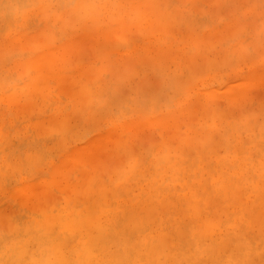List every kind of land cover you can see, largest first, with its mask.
Returning <instances> with one entry per match:
<instances>
[{
	"label": "rangeland",
	"instance_id": "1",
	"mask_svg": "<svg viewBox=\"0 0 264 264\" xmlns=\"http://www.w3.org/2000/svg\"><path fill=\"white\" fill-rule=\"evenodd\" d=\"M234 94L237 97L235 99ZM219 113L222 114L220 117L222 120L217 119ZM263 116L264 0H0V231L3 232L1 234L11 233L10 227L13 228L12 224L16 226L19 219L25 223L33 220L32 218L35 220L43 216L52 220L58 216L68 220L75 211L73 220H77L78 217L82 220L86 218L89 209L93 218L104 210L106 217L103 219L104 225L107 223L106 226H112L114 229L117 227L115 230L120 232L121 227L123 230L129 224V220L125 219L127 213L133 209L130 215L134 216L133 214L138 211L135 212V205L139 204V211L145 208L141 207L143 204L146 205V209L150 205H153V208L159 205L157 210L159 213L162 211L163 217L157 222L151 221V224L148 220L149 226L142 223L143 233L141 231L139 234L135 233L131 238L120 236L121 239L124 237L123 240H127L124 242L117 237L121 242L111 243L115 250L127 248V254L122 256L117 254L118 261L123 260L122 264H140L144 258L142 259V256L135 258L132 255L141 249L146 251L145 248H148L151 241L156 240L155 231L158 230L159 232L164 230L162 232L169 235L173 232L175 236L181 234L178 237L179 241L176 242L175 236L173 239L171 235H167L173 243L171 241L168 242L171 244L166 243L175 249L167 247L168 250H172L171 253L166 251L170 255L169 259L165 260L167 264L172 263L171 259H174L173 262L176 264H197L202 257L199 264L204 261V264H220L218 259L221 255L220 250L214 249L220 244V240L215 238L210 240L213 234L211 223L217 227L219 221L223 230L226 228L227 232L232 230L231 233L228 232L229 234L225 230L224 234V242L227 239L229 250H232L233 246L239 253H243L240 250V242L244 241V236L252 235L250 237L254 238L251 239L254 248L260 243L257 257L263 258L264 251L260 240L263 237L260 233L264 224H261L264 214L254 215L259 209L258 206L261 209L260 204L264 202ZM252 124L253 127L250 128ZM243 125L245 127L249 125L247 127L252 131L249 128L246 131ZM229 126L234 131L231 128L232 131L229 130ZM239 129L244 130L243 134ZM209 132L212 137L214 135L219 137H213L215 140L212 142ZM232 136L233 143L232 138L229 139ZM220 138L222 143H225L223 146L218 145L220 144L218 142H221ZM214 141L218 147L220 146L219 152L218 147L215 148V144H212ZM258 142L261 145H258ZM208 146L215 149L211 151ZM148 147L151 149L147 154ZM239 147L245 149L244 152L242 149L238 151ZM179 150L185 151L186 154L192 153L195 157L189 155V159L188 154L183 155L185 152L182 154ZM209 150L212 153H209ZM256 151L259 154L258 158L254 155ZM214 152L220 155L213 154ZM238 152L242 153L237 154ZM202 154L209 157L205 158ZM201 159L205 161L202 162ZM193 160L197 162H194L195 166ZM141 162L145 165L143 166ZM208 163L211 174L208 173ZM237 166L240 167L239 170L235 169ZM145 169L148 172H145ZM235 170L236 172L238 170L237 174L233 172ZM250 170L251 174L248 177ZM207 173L212 179L206 178L210 180L207 181L209 184L205 181ZM223 179H226L227 183L223 182ZM240 179L242 182L239 181L237 188L241 185L245 191L242 188V192L235 189L239 191L237 195H241L246 206L250 205L247 207L251 210L250 215L245 213L249 219L242 210L245 204L239 201L240 198H236V190L235 197L231 195L236 186L234 180ZM216 181H219L222 188L227 186L229 189L227 194L240 202L235 204L238 205L234 207L235 209H232V201L235 202V199L231 201L227 196L225 203L221 201L224 193L220 196L219 184L217 183L216 187L213 183ZM186 182L189 183L188 187ZM126 185L130 188L128 194L126 187H123ZM108 186L112 189L111 193H106ZM182 187L186 188L182 190ZM123 189L125 190L121 191ZM215 189L219 192L217 193ZM111 194L115 196L110 197ZM217 194L220 198L216 196ZM187 195L192 196L190 200L193 204L185 199ZM72 197L79 203L71 199ZM109 197L111 199L108 203H112V206L109 204L110 207H106L108 206L106 200H109ZM167 197L174 199L172 201L185 199L189 206L197 210L198 207L195 206L199 205L201 210V212L198 210L199 216L204 217L206 213L205 217L208 219L214 213L213 215L222 220L211 215V222L206 218L199 222V218H187L185 213L179 216L183 211L179 208L178 213V207L175 208L176 216L174 213L165 216L167 210L160 207H163L161 204H165L164 201L169 203ZM210 199L213 202L209 204ZM75 204H78L77 207H74ZM229 205L231 207L228 209ZM208 208H211V212ZM56 209L58 215L54 214L57 213ZM172 211L174 212V208ZM143 213L140 224L144 222ZM110 215L111 217L115 215L117 221L112 222ZM182 218L198 220L190 223ZM252 218L255 219L254 227L251 223ZM156 219L154 217L152 220ZM233 219L238 223L233 222ZM121 221L124 222L121 224ZM182 222L190 224L185 225ZM40 223L36 221L35 230ZM84 223L85 226L88 225L87 221L82 224ZM116 223L118 226L115 227ZM178 227H181L182 231ZM219 227L220 225L215 229L217 232L220 231ZM184 231L188 232V235ZM181 232L185 234L184 240L182 239L184 234ZM32 235L33 233L25 236L23 234L21 235L23 239L21 236H18L21 237L19 239H16L17 236L9 239L8 243L6 242L7 247L1 249L0 253L5 254L3 253V256L0 254V264H7L15 249L14 254L19 253L17 256L25 255L22 256L24 259L21 257L24 264L52 263L53 248L51 250L49 247L48 250V246L40 247L36 239L32 240ZM64 235L68 234H63V241L66 240ZM73 235L70 234L72 237ZM83 235L84 233L81 236ZM192 235H196L197 238L193 243L186 238ZM198 235H201L203 240H199ZM230 235L232 236L229 237ZM72 237L73 244L69 237L68 243L67 240L64 241L67 243L65 250L68 248V253L64 254L66 258L71 256L79 258L80 253L73 252V247L84 246L85 237L80 239L79 234L76 239ZM230 239L234 240L231 242ZM204 240V244L206 245L207 241L208 244L206 247L204 245V250H200L198 242ZM162 243H165V240ZM180 245L184 250L180 251ZM176 246H179L178 250ZM23 247L27 250L31 248L29 250L31 253H26L29 254L28 258L26 254H22L26 249L17 253ZM134 247H138L139 250H130ZM212 248L214 254L218 253V256L217 259L213 256V262L211 260L208 262L209 258L211 259L209 250ZM128 253L132 254L131 257ZM155 253L154 261L157 258ZM6 255L9 256L8 259L5 258ZM261 262L264 264V258Z\"/></svg>",
	"mask_w": 264,
	"mask_h": 264
},
{
	"label": "bare ground",
	"instance_id": "2",
	"mask_svg": "<svg viewBox=\"0 0 264 264\" xmlns=\"http://www.w3.org/2000/svg\"><path fill=\"white\" fill-rule=\"evenodd\" d=\"M88 2V1H87ZM86 2V3H87ZM89 5V4H88ZM26 7V6H25ZM88 9H89V7H88ZM80 10V9H79ZM86 10V9H85ZM90 10V9H89ZM80 12V11H79ZM82 14V13H81ZM233 89H235V88H233ZM233 89H231V90H233ZM231 90L229 91V92H231ZM234 91V90H233ZM230 96H232V95H230ZM162 97V96H161ZM234 99L235 98H237L236 97V94H234ZM232 97V98H233ZM222 98V97H221ZM228 98H230V97H228ZM163 99V98H162ZM216 99V98H215ZM217 100V99H216ZM216 102H218V101H216ZM215 102V103H216ZM219 102H220V100H219ZM231 102V101H230ZM237 106H239V105H237ZM215 114H217V113H215ZM220 114V113H219ZM219 114H218V116H217V119L219 120V118L221 117V115L222 114H220V116H219ZM216 116V115H215ZM264 117V116H263ZM243 118V117H242ZM221 119V118H220ZM222 120V119H221ZM216 121V120H215ZM251 121V120H250ZM223 122V121H222ZM237 122H238V120H237ZM236 122V124H238V126L240 125L239 123H237ZM251 123H252V121H251ZM223 124H225V122L224 123H222V125ZM235 124V123H234ZM233 124V125H234ZM248 124H250V122H248ZM221 125V126H222ZM217 126H220V125H218L217 124ZM237 126V127H238ZM244 127H243V129L244 128H246V131H247V129L250 127V128H252L253 127V124H252V126L250 125H247V126H249V127H245V125H243ZM226 127V126H225ZM234 127V126H233ZM239 127H241V126H239ZM238 127V128H239ZM262 127L264 128V124L262 125ZM261 127V128H262ZM219 128V127H218ZM232 129V127H230L229 126V130H231ZM242 128V127H241ZM240 128V129H241ZM249 128V130H251ZM255 128V127H254ZM151 129V128H150ZM227 129V128H226ZM239 129V130H240ZM242 129V131L244 132V130ZM228 130V131H229ZM233 130V129H232ZM231 130V131H232ZM238 130V131H239ZM254 130V129H253ZM263 130V129H262ZM234 131V130H233ZM237 131V130H236ZM235 131V132H236ZM241 131V130H240ZM241 131V132H242ZM245 131V132H246ZM252 131V130H251ZM213 132V131H212ZM240 132V133H241ZM243 132L241 133V134H243ZM213 133H215V131L213 132ZM206 134H208V131H207V133ZM225 134H226V131H225ZM234 134V133H233ZM264 134V133H263ZM214 135V134H213ZM217 135V134H216ZM221 135V134H220ZM228 135H230V134H228ZM209 136H210V140H212V142H213V140H215L214 138H218L217 136L216 137H212V135L210 134V132H209ZM234 136V135H233ZM233 136L232 137H229V139H231L232 138V143H233ZM256 137H257V134L255 135ZM261 136H262V133H261ZM246 137L248 138V136L246 135ZM197 138V137H196ZM203 138H204V136H203ZM226 138V137H225ZM237 138V137H236ZM246 138V139H247ZM183 139V138H182ZM245 139V138H244ZM205 140V139H204ZM220 140H221V138H220ZM253 140V142H254V138L252 139ZM197 141V140H196ZM195 141V142H196ZM224 141V140H223ZM235 141V140H234ZM249 141V140H248ZM247 141V144H249V142ZM198 142V141H197ZM201 142V141H200ZM231 142H230V144H231ZM245 142V141H244ZM205 143V142H204ZM204 143H202L203 145H204ZM208 143V142H207ZM218 143H220V144H218V145H220L221 146V144H222V146H223V144H225V143H222V140H221V142L219 141ZM228 143V142H227ZM246 143V142H245ZM250 143H251V141H250ZM153 144V143H152ZM157 144V143H156ZM196 144V143H195ZM213 145H214V147L216 148V147H218V145H217V143H216V141H214V143H212ZM211 144V145H212ZM229 144V143H228ZM258 145L260 144L261 145V143L260 142H258L257 143ZM208 145V144H207ZM217 145V146H216ZM235 145V144H234ZM244 144H242V146H243ZM257 145V146H258ZM202 146V145H201ZM220 146L218 147V152L220 151ZM228 146H230V145H228ZM235 146H237V145H235ZM262 146H264L263 144H262ZM151 147H152V145H151ZM209 147V146H208ZM212 147V146H211ZM211 147H209L210 149H211V151L212 150H214L215 148H211ZM198 148V147H197ZM225 148H226V146H225ZM231 148V147H230ZM149 149H151V148H149L148 147V151H147V154L149 153ZM158 149V148H157ZM187 149V148H186ZM242 149V148H241ZM240 149V147H239V149H238V151H240L241 150ZM250 149H252V148H250ZM146 150V149H145ZM144 150V151H145ZM160 150H161V148H160ZM159 150V151H160ZM173 150V149H172ZM172 150H170V151H172ZM208 150V149H207ZM244 150L245 149H242V152H244ZM247 150V149H246ZM253 150V149H252ZM180 151V150H179ZM217 150H215V152H216ZM251 151V150H250ZM146 152V151H145ZM161 153H162V151H160ZM183 152V151H182ZM181 151H180V153H182ZM185 152V151H184ZM183 152V153H184ZM188 152V151H187ZM193 152V151H192ZM213 153V154H218V153ZM241 152V153H242ZM152 153V152H151ZM182 153V154H183ZM206 153V152H205ZM209 153H212V152H210V150H209ZM241 153H237V154H241ZM147 154H146V156H147ZM188 154V153H187ZM186 154V152H185V154H183V155H187ZM254 153H252V155H253ZM258 154V151H256L255 152V156L257 157V156H259V154ZM135 155V154H134ZM156 155H157V153H156ZM192 155L193 156V154L191 153V154H188L187 156H188V158L190 159V156ZM205 154H202V156H204ZM208 155V154H207ZM210 155V154H209ZM218 155H220V154H218ZM253 155V157H255ZM146 156H144V157H146ZM193 157H195V156H193ZM205 158L207 157V156H204ZM209 157V156H208ZM207 157V158H208ZM214 157V156H213ZM212 157V158H213ZM255 157V158H256ZM261 157V156H260ZM244 158V157H243ZM249 158V157H248ZM255 158H252V159H255ZM258 158V157H257ZM141 159V158H140ZM144 159V158H143ZM221 159V158H220ZM240 160H241V158H239ZM146 160V159H145ZM202 160V162H203V160L205 161V159H201ZM210 160H212V159H210ZM222 160V159H221ZM221 160H220V162H221ZM239 160V161H240ZM248 160V159H247ZM142 162H143V160H141ZM146 161H148V160H146ZM150 161V160H149ZM188 161V160H187ZM186 161V162H187ZM190 161V160H189ZM226 161V160H225ZM255 161V160H254ZM260 161H262V159L260 160ZM141 162V164L143 165L144 163H142ZM185 162V161H184ZM183 162V163H184ZM194 162L195 163H197L196 162V160L194 161L193 160V165L195 166V164H194ZM214 162V161H213ZM219 162V164L221 165V163ZM237 162V161H236ZM252 162V161H251ZM148 163V162H147ZM188 163H190V162H188ZM240 164L242 163V162H239ZM255 163H256V161H255ZM254 163V164H255ZM138 165H140L139 163H137ZM150 165H151V161H150V163H149ZM200 164H201V162H200ZM205 164H206V162H205ZM214 164H215V162H214ZM225 164V163H224ZM227 164V163H226ZM240 164H239V166H240ZM145 165V164H144ZM143 165V166H144ZM208 165H209V163H208ZM228 166H230L229 164H227ZM242 165H243V163H242ZM256 165V164H255ZM255 165H253V166H255ZM142 166V167H143ZM188 166V165H187ZM213 166V165H212ZM215 166H217V164L215 165ZM214 166V167H215ZM222 166V165H221ZM234 166H236V165H234ZM234 166H232V167H234ZM138 167H140V166H138ZM189 167V166H188ZM193 167V166H192ZM214 167H213V169H214ZM222 167H225V166H222ZM232 167H231V169H232ZM243 167V166H242ZM241 167V168H242ZM191 168V167H190ZM209 168L211 169V167H210V165L208 166V173H210L211 174V171L209 170ZM217 168V167H216ZM240 168V167H239ZM239 168H238V166H237V168H235V169H238L239 170ZM252 168V167H251ZM257 168H258V166H257ZM256 168V169H257ZM142 168H140V170H141ZM170 169V168H169ZM205 169V166H204V168H203V170ZM229 169H230V167H229ZM249 169V168H248ZM139 170V171H140ZM148 170H150V167H149V169ZM152 170V169H151ZM238 170H237V172H238ZM67 171H69V170H67ZM66 171V172H67ZM153 171V170H152ZM151 171V172H152ZM168 171V170H167ZM187 171V170H186ZM210 171V172H209ZM213 171V170H212ZM218 171H220L219 169H218ZM228 171V170H227ZM227 171L225 172L226 174H227ZM61 172L62 171H60V173L59 174H61ZM137 172V171H136ZM145 172H148L146 169H145ZM170 172V171H169ZM232 172V171H231ZM233 172H236V170L235 171H233ZM237 172H236V174H237ZM247 172H248V170L246 171V174H247ZM250 173H248V177H249V174H251V170L249 171ZM140 173V172H139ZM153 173V172H152ZM207 173V177H205V179L206 178H208L209 177V179L210 180H212L211 179V177L210 176H208L209 174ZM213 173H215V172H213ZM258 173H259V171H258ZM66 174V173H65ZM70 174V173H69ZM73 174V173H72ZM136 174V173H135ZM147 174V173H146ZM145 174V175H146ZM62 175H64V173L62 174ZM61 175V176H62ZM185 175V174H184ZM225 175V174H224ZM229 175V174H228ZM58 176H60V175H58ZM136 175H134V177H135ZM190 176V175H189ZM214 176H215V174H214ZM227 176V175H226ZM225 176V177H226ZM254 176V175H253ZM263 176V175H262ZM67 177H69L68 175H67ZM66 176H65V178H67ZM145 177V176H144ZM191 177V176H190ZM203 177H204V175H203ZM223 177V175L221 176V178ZM234 177H235V175H234ZM60 178V177H59ZM130 178H132V176L130 177ZM129 178V179H130ZM229 178H230V176H229ZM229 178L227 179V180H229ZM255 179H256V177H254ZM63 179V178H62ZM72 179V178H71ZM128 179V180H129ZM135 178H133V180H134ZM188 179H189V177H188ZM216 179V178H215ZM219 179V178H218ZM218 179H216V180H218ZM231 179V178H230ZM232 179H234V178H232ZM242 179V178H241ZM241 179L240 180H234V181H236L235 182V185L236 186H234V190H233V193L231 194L232 195V197H235V194L237 195L238 194V192H237V190L236 189H238V190H240L241 191V188H242V186L241 185H238V188H237V184L239 183V181L240 182H242L241 181ZM251 179V178H250ZM90 180V179H89ZM159 180V179H158ZM166 180V179H165ZM210 180H205L206 182L207 181H210ZM224 180V179H223ZM222 180V181H223ZM151 181V180H150ZM149 181V182H150ZM226 181V179L223 181V182H225ZM233 181V180H232ZM238 181V182H237ZM262 181V180H261ZM139 182V181H138ZM174 182V181H173ZM188 182H189V180H188ZM229 182H230V180H229ZM263 182V181H262ZM208 183V182H207ZM213 183H215V186H216V184L218 183L219 184V181H216V182H213ZM226 183H227V181H226ZM264 183V182H263ZM262 183V184H263ZM155 184V183H154ZM153 184V185H154ZM186 184H187V182H186ZM189 184V183H188ZM188 184L186 185L187 187H188ZM204 184V183H203ZM209 184V183H208ZM207 184V185H208ZM217 184V185H218ZM224 184V183H223ZM240 184V183H239ZM259 184V183H258ZM110 185V184H109ZM112 185V184H111ZM135 184H133V186H134ZM194 185H195V183H194ZM211 185H212V183H211ZM221 184H219L218 186H216V187H218V188H220V196H222L223 194H221V193H224V195H223V197H221V201L222 202H224V201H227L226 199V197L227 196H229L228 194H227V191L229 190V189H227V186H226V188H222L221 186H220ZM232 185V184H231ZM243 185V184H242ZM246 185V184H245ZM260 185V184H259ZM258 185V187H260ZM132 186V187H133ZM138 186V185H137ZM136 186V187H137ZM190 186H192V185H190ZM202 186V185H201ZM110 186H108V188H109ZM123 187H126L125 189H127V193L126 194H128V189H130V188H128L127 187V185L126 186H123ZM122 187V188H123ZM167 187V186H166ZM166 187H164V188H166ZM171 187V186H170ZM195 187V186H194ZM206 187V186H205ZM208 187V186H207ZM206 187V188H207ZM211 187V186H210ZM213 187V186H212ZM261 187H263V186H261ZM108 188L106 187V193H109L110 192V190L112 191V189L111 188H109V191H108ZM120 188V187H119ZM122 188H120V189H122ZM183 188V187H182ZM186 188V187H185ZM185 188H183L182 190H184ZM201 188V187H200ZM217 188V189H218ZM229 188H231V187H229ZM236 188V189H235ZM125 189H123V190H121V191H124ZM137 189H138V187H137ZM136 189V190H137ZM176 189H178V188H176ZM210 189V188H209ZM242 189H244V188H242ZM248 189V188H247ZM263 190V188H260V190ZM119 190V189H118ZM117 190V191H118ZM206 190V189H205ZM216 190V189H215ZM235 190H236V192L237 193H235L234 194V192H235ZM90 191V190H89ZM97 191H98V189H97ZM120 191V192H121ZM133 191H135L134 189H133ZM132 191V192H133ZM171 191V190H170ZM178 191H179V189H178ZM177 191V192H178ZM181 191V190H180ZM208 191V190H207ZM212 191H213V188H212ZM217 191V190H216ZM244 191H245V189H244ZM247 191H249V190H247ZM258 191H259V188H258ZM63 192V191H62ZM65 192V191H64ZM99 192V191H98ZM97 192V193H98ZM131 192V191H130ZM131 192V193H132ZM163 192V191H162ZM205 192V191H204ZM219 191H217V193H218ZM242 192V191H241ZM260 192V191H259ZM258 192V193H259ZM61 193V192H60ZM90 193H92V192H90ZM89 193V194H90ZM93 193H95L94 191H93ZM92 193V194H93ZM111 193V192H110ZM122 193V192H121ZM120 193V194H121ZM155 193V192H154ZM174 193H176V190H175V192ZM206 193V192H205ZM212 193H214V191L212 192ZM255 193V192H254ZM260 193H262V191L260 192ZM264 193V192H263ZM54 194V193H53ZM130 194V193H129ZM153 194V193H152ZM156 194V193H155ZM155 194H154V196L153 197H155ZM170 194V193H169ZM187 194V193H186ZM198 194H200V192L198 193ZM203 194V193H202ZM211 194V193H210ZM240 194V193H239ZM47 195V194H46ZM112 195V196H111ZM110 195V197H114L115 195H113V194H111ZM144 195V194H143ZM165 195V194H164ZM205 195V194H204ZM260 195V194H259ZM258 195V196H259ZM121 196V195H120ZM172 196H175V195H172ZM179 196V195H178ZM181 196V195H180ZM203 196V195H202ZM211 196H212V194H211ZM216 196H219V194H217ZM220 196H219V198H220ZM237 196H239V195H237ZM236 196V198L237 199H239L240 198V202H242V204H245L243 201V199H242V197H241V195L239 196V197H237ZM80 197V196H79ZM109 197V200H106L107 201V203H106V205H108V206H106V207H110L109 206V204L112 206V203H108L109 201H110V198ZM135 197V196H134ZM139 197V196H138ZM158 197H160V196H158ZM230 198H231V196H229ZM257 197V196H256ZM260 197V196H259ZM78 198V197H77ZM83 198V197H82ZM84 198H86V197H84ZM136 198V197H135ZM141 198V197H140ZM174 198V197H173ZM177 198V197H176ZM190 198H192V196H190V195H187L186 197H185V199L188 201V202H190L191 200H190ZM236 198H231V201L233 200V199H235V202H234V200L232 201L233 203V207H232V209L234 208V207H237L235 204H237V202L238 201H236ZM250 198H251V196H250ZM253 198V197H252ZM262 198V200H263V197H261ZM71 199H74L73 197L71 198ZM118 199H119V197H118ZM142 199V198H141ZM148 199V198H147ZM146 199V200H147ZM167 200H170L169 201V203L167 202V201H164V203L166 204V202H167V204H166V208H164V205L165 204H161V202H160V204H161V206H163V207H160L161 209H166L167 211H165V213H164V210H163V213H164V215L165 216H169V215H172L173 213L175 214V211H176V209L175 208H177L178 210H177V212L178 213H180V209L183 211V212H181L180 214H179V216L182 214V213H185V217H192V218H199V222H201V220L203 219V218H206L205 217V214L206 213H204V217H202V215L201 216H199L200 215V212H201V210L199 209L200 207H199V205L197 206H195V207H198V210L200 211H198L197 210V208H193V207H191V206H189L190 204L187 202V201H185V199H184V201L182 200V198H181V200L179 199V200H177V201H172V200H174V199H172V198H166ZM212 199V198H211ZM210 199V200H211ZM214 199V198H213ZM212 199V200H213ZM258 199H260V198H258ZM89 200V199H88ZM123 200H125V199H123ZM176 200V199H175ZM190 200V201H189ZM206 202H208L206 199H204ZM209 201V204H210V202H213V201ZM230 200V199H229ZM243 200V201H242ZM25 201L26 202H28L26 199H25ZM72 201V200H71ZM74 201H76L77 202V200H75L74 199ZM105 201V202H106ZM163 201V200H162ZM215 201H216V199H215ZM214 201V202H215ZM254 201H256L255 199H254ZM24 202V201H23ZM85 202V201H84ZM97 202V201H96ZM125 203H127L126 201H124ZM141 203L143 202L142 200L140 201ZM146 202V201H145ZM192 202V201H191ZM200 202V201H199ZM240 202H238L239 204H240ZM250 201H248V203H249ZM257 202V201H256ZM36 203V202H35ZM77 203H79V202H77ZM90 203V202H89ZM121 202H119V204H120ZM123 203V202H122ZM140 203V204H141ZM155 203V202H154ZM202 203V202H201ZM215 203H217V202H215ZM225 203V202H224ZM228 203H229V201H228ZM247 203V204H248ZM98 204V203H97ZM97 204H95V206L97 205ZM105 204V203H104ZM113 204H115L114 202H113ZM129 204V203H128ZM127 204V205H128ZM143 204V203H142ZM141 204V205H142ZM158 204V203H157ZM192 204H193V202H192ZM219 204V203H218ZM217 204V205H218ZM241 204V205H242ZM260 204V203H259ZM258 204V205H259ZM262 204H263V206H262ZM53 205V204H52ZM76 205V204H75ZM78 205V204H77ZM77 205L76 206H74V207H77ZM89 205V204H88ZM131 205V204H130ZM201 205V204H200ZM213 205V204H212ZM211 205V206H212ZM216 205V204H215ZM220 205H222V204H220ZM118 207H119V205H117ZM123 205H121V207H122ZM126 206V205H125ZM129 206V205H128ZM136 206V210H135V212L138 210L139 211V204H137V205H135ZM134 206V207H135ZM143 206H145V208L143 207ZM159 206V205H158ZM158 206H154V207H156V208H153V205L151 206H149V207H151V208H153V209H149V207H147V209H146V205H142L141 207H143L144 208V210H142L143 208H141V211H139V213H138V211L136 212V213H134L133 215L134 216H132V215H130V214H132L133 213V209H131V213L130 212H128L127 214V216H129V217H127L126 216V218L125 219H127V220H129V224H128V226L126 225L127 224V220H126V227L125 226H123V230H121L122 229V227H121V229H119L120 230V232L119 231H117V230H115L117 227L116 226H118L117 224L118 223H116V225H115V229L112 227V226H106L107 225V223L104 225V213H103V209H105V208H103L102 210L103 211H101V213L99 214V215H97L96 216V218H95V216H94V218L92 217V211H91V209H87L88 210V214H86V218H83V219H85V220H81V218H77V220H73V218L72 217H75V211H74V213H73V216H71V218H72V220H69V219H71V218H69V216H68V220H66V219H61L62 217H59L58 216V218H53V220L52 219H46V216H43L44 214H42V216L43 217H41V218H38V219H35L34 220V218H32L33 220H29V221H27V223H25V222H22V220H18L17 221V223H16V226H14V224H12L13 225V228L12 227H10V231H11V233L9 232V230L7 231V232H9V234H7V235H4V234H1V233H3V232H1L0 231V252H1V249L2 248H5V247H7V243H8V241H9V239H12V237H18V236H21V235H23L24 234V236L25 235H30V233H33V237H32V240H37V243H38V245L41 247V246H48V250H49V247H50V249L52 250V248H53V254H52V257H53V261H52V263H50V264H122L121 263V261H123V260H121L120 262L118 261V259H117V254H121V256L122 255H125V254H127V248L125 247V248H123V249H118V250H115L114 249V246L112 247V245H111V243L112 244H117V243H113V242H116V241H120V239H121V237L120 236H127V237H132V235L134 234L135 235V233H137V234H139V232L141 231L142 233H143V225L144 224H142V223H146V226L148 225L149 226V224H147L148 222L149 223H151V221H152V223H154L155 221L157 222V220H159L161 217H163V215H162V211H161V213H159V211L157 210V208H158ZM244 206V205H243ZM242 206V207H243ZM245 206H246V204H245ZM245 206L243 207V212H244V214L246 213L248 216L250 215V209L248 210V208L250 207V205H247L246 206V208H245ZM260 206H261V209H260V207L258 206V210H259V212H258V210H256L255 208H253V209H255L257 212H256V214H255V212H254V215L256 216L257 215V213H260V214H264L263 212H264V202L262 201V203L260 204ZM104 207V206H103ZM218 207H220V206H218ZM231 206L229 205V207H228V209L230 208ZM240 207V206H239ZM248 207V208H247ZM251 207H253V206H251ZM257 207V206H256ZM52 208V207H51ZM89 208H90V206H89ZM93 208V207H92ZM138 208V209H137ZM174 208V212L172 211V209ZM180 208V209H179ZM212 208H213V206H212ZM59 209V208H58ZM58 209H56V212H57V210ZM94 209V208H93ZM126 209V207L124 208V210ZM149 209V210H148ZM160 209V210H161ZM209 209V211L211 212V208H208ZM219 209V208H218ZM235 209V208H234ZM245 209V210H244ZM248 211H247V210ZM263 209V210H262ZM85 210V209H84ZM86 210V211H87ZM225 210V209H224ZM237 210V209H236ZM68 211H70V209L68 210ZM82 211V214H83V210H81ZM109 212H110V210H108ZM107 211V212H108ZM143 211L145 212V213H143ZM229 211V210H228ZM234 211V210H233ZM238 211V210H237ZM236 211V212H237ZM254 211V210H253ZM16 212V211H15ZM23 212V211H22ZM60 212H63V211H60ZM108 212V213H109ZM112 212V211H111ZM219 212H220V210H219ZM219 212H218V216H220L219 215ZM239 212V211H238ZM248 212V213H247ZM44 213V212H43ZM119 213V212H118ZM117 213V215H119ZM121 213V212H120ZM126 213V212H125ZM138 213V214H137ZM142 213H143V215L145 216V217H147V218H145L144 216L142 217V218H144V219H142V220H144V222H141V224L139 223L140 222V218H141V215H142ZM228 213H230V211L228 212ZM233 213V212H232ZM234 213H235V211H234ZM23 214V213H22ZM54 214H57L58 215V212L57 213H54ZM62 215H64L63 213H61ZM90 214H91V216H90ZM137 214V215H136ZM177 214V213H176ZM176 214H175V216H176ZM214 214V213H213ZM213 214H211L214 218H215V216H216V218H217V215H213ZM217 214V213H216ZM236 214V213H235ZM245 214V215H246ZM47 215V214H46ZM81 215V214H80ZM94 215H95V213H94ZM106 215V214H105ZM113 215V214H112ZM116 215V216H117ZM210 215V217L212 218V216ZM244 215V216H245ZM247 215H246V217H247ZM253 215V214H252ZM253 215V216H254ZM32 216V215H31ZM50 216H52V214L50 215ZM82 216V215H81ZM87 216H89V217H87ZM120 216V215H119ZM137 216V217H136ZM151 216V217H150ZM155 217V219L156 220H152L154 217ZM179 216H178V218H179ZM235 216V218L237 217L236 215H234ZM234 216H232V218H234ZM77 217V216H76ZM110 217H111V215H110ZM135 217V218H134ZM149 217L150 218H152L151 220L149 219ZM173 217V216H172ZM171 217V218H172ZM182 217V216H181ZM184 217V216H183ZM200 217H202V218H200ZM228 217V216H227ZM252 217V216H251ZM261 217H262V215H261ZM260 217V218H261ZM28 218H30V216H28ZM49 218H51V217H49ZM67 218V217H66ZM129 218V219H128ZM211 218H209L208 217V219H207V221L208 220H210V222L212 221L211 220ZM232 218L230 219V221L232 220ZM234 218V219H235ZM248 218V217H247ZM256 218V217H255ZM26 219H27V217H26ZM75 219V218H74ZM105 219H106V217H105ZM111 221L112 222H116L117 220H116V217H115V215L114 216H112L111 218ZM120 219V218H119ZM146 219V220H145ZM177 219V218H176ZM175 219V221H177ZM181 219V218H180ZM183 219V218H182ZM185 219V221L186 220H188V221H190L189 219H186V218H184ZM183 219V220H184ZM195 219H192V221L194 220L195 221ZM206 219H204L205 221H206ZM217 219H220V218H217ZM216 219V220H217ZM233 219V222L235 221ZM249 219V218H248ZM253 219L254 218H252V222L251 223H253ZM79 220H81V221H79ZM149 220V221H148ZM170 220V219H169ZM169 220H166L167 222H170ZM182 220V221H183ZM198 220V219H197ZM196 220V221H197ZM220 220H222V219H220ZM225 220H227V219H225ZM255 220V219H254ZM261 220V219H260ZM36 221H38V222H41L40 223V227L39 226H37L36 227V230L34 229V226L35 225H37L36 224ZM84 221H87V223H88V225L87 226H85V223H84V225L82 224ZM148 221V222H147ZM154 221V222H153ZM166 221H164V223H166ZM192 221H190V223L192 222ZM195 221V222H196ZM206 221V222H207ZM224 221V220H223ZM228 221V220H227ZM263 221V222H262ZM261 221V224H263L264 223V219ZM75 222V225H73V223ZM77 222V223H76ZM106 222H108V220L106 221ZM111 222V223H112ZM120 222V221H119ZM122 222H124V221H121V224H122ZM180 222V221H179ZM179 222H176V223H179ZM195 222H193V223H195ZM210 222H209V224H210ZM225 222V221H224ZM235 222H237V220L235 221ZM255 222V221H254ZM15 223V222H14ZM110 223V224H111ZM151 223V224H152ZM170 223H172L173 224V222H170ZM182 223H185V222H182ZM189 223V224H190ZM208 223V222H207ZM226 223V222H225ZM238 223V222H237ZM259 223V222H258ZM121 224H119V225H121ZM161 224H163V221H162V223ZM171 224V225H172ZM186 224H188L187 222L185 223V225ZM188 224V225H189ZM204 224V223H203ZM214 225V223H211V227H212V230H213V234H212V238L210 239L211 241H212V239L213 238H215L216 240H220V244H218V245H216L215 246V248L214 249H216L217 251L218 250H220L219 251V255H220V258H218V259H220V264H262V260H263V258L261 257L263 254H261V260L259 259V257H257V254H258V250H260V243L258 244V246H255V248H254V246H253V242H251L252 240L251 239H254L253 237H250V236H252V235H250V236H244L245 237V239H244V241H241L240 242V250L243 252V253H239L232 245H231V242H232V240H234V239H230L231 240V242L229 243L231 246H232V250H229L230 249V247H229V249H228V245H227V243H228V241H227V239H226V242H224V234H225V230L227 229H225V230H223L222 228H221V221H219L217 224H219L220 225V227H219V229H220V231H216L215 229H218L217 227L219 226H217L216 227V224H215V226H213ZM236 224V223H235ZM256 224V223H255ZM11 225V226H12ZM109 225V224H108ZM112 225V224H111ZM167 225V224H166ZM165 225V226H166ZM180 225H182V224H180ZM187 225V226H188ZM232 225V224H231ZM253 226L252 227H254V223L252 224ZM264 225V224H263ZM263 225H262V227H261V230H262V232L260 233L262 236L261 237H263V238H261L260 240H261V244H262V248H263V250L262 251H264V233H263V231H264V227H263ZM74 228H73V227ZM154 226H156V225H154ZM173 226V225H172ZM184 226V225H183ZM207 225H205V227H206ZM210 226V225H209ZM225 226H226V224H225ZM170 227V226H169ZM193 227H195V226H193ZM197 227V226H196ZM204 227V228H205ZM242 227H244V226H242ZM155 228V227H154ZM173 228V227H172ZM201 228H202V224H201ZM240 228V227H239ZM247 228H248V226H247ZM246 228V229H247ZM263 228V229H262ZM72 229H74V230H72ZM118 229V228H117ZM150 229V228H149ZM148 229V230H149ZM152 229V228H151ZM177 229V228H176ZM178 229H181V227L179 228L178 227ZM197 229H198V227H197ZM245 229V230H246ZM5 230H7V229H5ZM115 230V231H114ZM167 230H168V225H167ZM173 230V229H172ZM183 230H185V229H183ZM210 230V229H209ZM223 230V231H222ZM239 230V229H238ZM244 230V231H245ZM58 231H60V232H58ZM71 231V233H69ZM78 232L77 234H79L80 235V239H84V238H81V237H85V245L83 246H74L73 247V252H79L80 253V255L78 256L79 258H76V257H72L71 256V253H70V256H71V258L69 257V258H66V255L64 254V252L66 253L67 251H68V248H67V250H65V247H67V245H65V244H67L68 243V240H67V238L69 237V240L71 239V237L72 236H70V234L71 235H73V237L76 239V237H77V234L76 233H73V232ZM146 231H147V228H146ZM162 231H164V230H161V232H159V230L156 232L155 231V233H157V234H155V236L157 235V238L159 239V238H161V240L159 239H157L156 238V240L155 241H151V243H150V241H149V246H148V248H145L146 246H144V248L146 249V251H144L143 249H141L140 251H137L136 249H138V247H134L133 249H131L130 248V250H136L137 252H136V254L134 255H132V254H130V253H128V256H130L131 257V255H132V257H135V258H138V256H142L141 258L143 259V261L140 263V264H167L168 262L167 261H165V260H167V259H169V257H170V255L168 254V252L166 253V251L168 250V248L170 247V245H168V244H171V240H169L170 239V235L172 236V238H173V236H175V235H173V233H175V232H173L172 234H168V233H165V232H162ZM169 231H171V230H169ZM181 231H182V229H181ZM186 231V230H185ZM184 231V233L185 234H187L188 232H185ZM198 231V230H197ZM232 231V230H231ZM231 231L230 230H228V232H230L231 233ZM236 231V230H235ZM240 231H242V230H240ZM249 231H250V229H249ZM258 231V230H257ZM145 232V231H144ZM151 232H152V230H151ZM150 232V233H151ZM159 232V233H158ZM167 232V231H166ZM178 232V231H177ZM199 232H201V231H199ZM211 232V231H210ZM224 232V233H223ZM226 232H227V230H226ZM227 232V233H228ZM61 233V234H60ZM73 233V234H72ZM84 233V235L83 236H81L82 234ZM154 232H152V234H153ZM166 234V237H164L165 236V234ZM181 233H183V232H181ZM183 233V234H184ZM204 233L206 234L207 233V231H204ZM209 233V232H208ZM245 233V232H244ZM248 233V232H247ZM263 233V234H262ZM63 234H68V235H64V237H65V239L67 240V243L66 242H64V241H66V240H64L63 241V239H62V237H63ZM163 234L164 236H161V235ZM177 234V233H176ZM179 234V233H178ZM176 235L175 237L177 238L176 240H175V242L178 240L179 241V238L178 237H180V235ZM183 234H182V236H183ZM185 234H184V236L182 237V239L185 237ZM196 234V233H195ZM197 234H199V233H197ZM200 234H202V233H200ZM229 234V233H228ZM76 235V236H75ZM149 235V234H148ZM148 235H147V238H148ZM167 235H169V236H167ZM188 235V234H187ZM186 235V236H187ZM227 235V234H226ZM253 235H254V233H253ZM67 236V237H66ZM141 236V235H140ZM154 236V235H153ZM152 236V240H153V237ZM160 236V237H159ZM208 236V235H207ZM232 235H230L229 237H231ZM256 236V235H255ZM22 237V236H21ZM21 237H18V238H16V239H19V238H21ZM27 237V236H26ZM31 237L29 238V239H31ZM72 237V238H73ZM117 237H120V239L118 238L117 239ZM145 237H146V235H145ZM162 237H164V239H162ZM202 236L201 235H198V238H199V240L201 239V240H203L202 238H201ZM61 238V239H60ZM123 238L124 237H122V239L121 240H123ZM146 238V239H147ZM169 238V239H168ZM171 238V239H172ZM187 238V240H189V241H191L192 243L194 242V241H196L197 240V238H196V235L194 236V235H192L191 237H186ZM203 238H204V235H203ZM237 238V237H236ZM239 238V237H238ZM256 238H257V236H256ZM22 239H23V237H22ZM89 239V240H88ZM114 239H116V240H114ZM168 239V240H167ZM174 239V238H173ZM181 239V238H180ZM258 239V238H257ZM256 239V240H257ZM13 240H15V239H13ZM27 240V239H26ZM73 239H71V241H72ZM125 240V239H124ZM123 240V241H124ZM127 240V239H126ZM125 240V241H126ZM129 240H131V239H129ZM136 240H137V238H136ZM150 240V239H149ZM164 240H165V243H162V242H164ZM184 240V239H183ZM209 240V241H210ZM229 240V239H228ZM237 240V239H236ZM239 240H242V239H239ZM11 241V240H10ZM21 241V240H20ZM19 241V242H20ZM29 240H27V242H28ZM124 241V242H125ZM169 241H171L170 243H168ZM214 241V240H213ZM7 242V243H6ZM19 242H17V243H19ZM63 242V243H62ZM121 242V241H120ZM128 242V241H127ZM133 242V241H132ZM168 244H167V243ZM183 242V241H182ZM190 242V243H191ZM238 242V241H237ZM16 243V244H17ZM30 243V242H29ZM36 243V241L35 242H33L32 244H31V247H33V245ZM74 243V240H73V242H72V244ZM129 243V242H128ZM131 243V242H130ZM146 243H148V242H146ZM173 243V242H172ZM184 243V242H183ZM205 243V240L204 241H199L198 242V245H199V249L201 250V249H203V247H204V244ZM216 243V242H215ZM20 244H22V243H20ZM27 245H29L28 243H26ZM71 244V245H72ZM120 244H122V243H120ZM177 244V243H176ZM189 244V243H188ZM207 244H208V241H207ZM206 244V245H207ZM210 244H212V243H210ZM233 244H234V242H233ZM9 245V244H8ZM23 245V244H22ZM25 245V244H24ZM37 245V244H36ZM69 245V244H68ZM77 245H80V244H77ZM142 245V244H141ZM145 245H147V244H145ZM153 245V246H152ZM178 245V244H177ZM183 245V244H182ZM193 245V244H192ZM191 245V246H192ZM206 245H205V247H206ZM229 245V246H230ZM38 246V247H39ZM137 246V245H136ZM173 246H174V244H173ZM194 246V245H193ZM192 246V247H193ZM11 247V246H10ZM10 247H9V249H10ZM27 247H29V246H27ZM69 247V246H68ZM117 247V246H116ZM168 247V248H167ZM171 247H172V245H171ZM171 247L169 248V249H171ZM177 247H179V246H176L175 248H177ZM207 247H209V246H207ZM213 247V246H212ZM218 247H220V248H218ZM70 248H72V247H70ZM173 248V247H172ZM179 248H181L180 249V251L181 250H184V249H182V246L180 245V247ZM191 248V247H190ZM234 248V249H233ZM236 248H237V246H236ZM8 249V250H9ZM23 249H26V252L24 251V253H22V254H26V253H28L29 252V250L31 249V248H29L28 250H27V248H25V247H23L21 250H19V251H17V253L18 252H23ZM33 249V248H32ZM35 249H37V248H35ZM34 249V250H35ZM174 249V248H173ZM205 249V248H204ZM203 249V250H204ZM6 250V249H5ZM65 250V251H64ZM139 250V249H138ZM175 250V249H174ZM177 250H178V248H177ZM202 250V251H203ZM212 250H213V248H212ZM212 250H209V251H211L210 252V255H211V259L209 258V260L208 259H206V261L208 260V262H211L212 261V258H213V256H215L214 258H216L217 259V254L218 253H215L214 254V250L212 251ZM229 250V251H228ZM37 251V250H36ZM35 251V252H36ZM42 251V250H41ZM44 251V250H43ZM168 251H170V250H168ZM172 251V250H171ZM171 251H170V253H171ZM217 251H215V252H217ZM8 252V251H7ZM10 252V251H9ZM12 252V251H11ZM14 252H16V249L14 250ZM14 252L11 254V258H10V260L7 262V264H24V261H23V257L22 256H24L25 257V255H22L21 257L23 258H21V257H19V256H17V255H19V253L18 254H14ZM34 252V253H35ZM139 252H140V254H139ZM155 252H158V254H156ZM187 252V251H186ZM4 253V252H3ZM2 253V254H3ZM29 253H31V252H29ZM43 254H45V252H42ZM68 253V252H67ZM138 253V254H137ZM154 253L156 254V256H157V258H156V261H154ZM213 253V254H212ZM1 254V253H0ZM1 254V256H3ZM5 254V253H4ZM9 254V253H8ZM184 254H185V252H184ZM21 255V254H20ZM31 255V254H30ZM74 255V254H73ZM178 255V254H177ZM203 255H204V253H203ZM206 255V254H205ZM27 256H29V254L27 255L26 254V257ZM33 256H34V254H33ZM37 256H38V254H37ZM44 256V255H43ZM209 256V255H208ZM7 257H9V256H7L6 255V259H8ZM161 257L163 258V259H161ZM178 257V256H177ZM28 258V257H27ZM129 258V257H128ZM140 258V259H141ZM203 258V257H202ZM201 258V259H202ZM5 259V260H6ZM69 259V260H68ZM78 259V260H77ZM132 259V258H131ZM201 259H200V261H201ZM4 260V263H6V261ZM25 260H28V259H26L25 258ZM75 260H77L76 262H74ZM173 260L174 259H171V261H172V263H171V261H170V263L171 264H176V263H174L173 262ZM211 260V261H210ZM125 261V260H124ZM139 261H141V260H139ZM200 261H198L199 263H200ZM216 261V260H215ZM27 262V261H26ZM25 262V263H26ZM46 262H47V260H46ZM129 262V261H128ZM176 262V261H175ZM197 262V264H199ZM213 262V261H212ZM125 263H127V261L125 262ZM183 263V262H182ZM205 263V261L204 262H202L201 264H204ZM207 263V262H206ZM26 264H28V262L26 263ZM128 264V263H127ZM130 264V263H129ZM215 264V263H214Z\"/></svg>",
	"mask_w": 264,
	"mask_h": 264
}]
</instances>
